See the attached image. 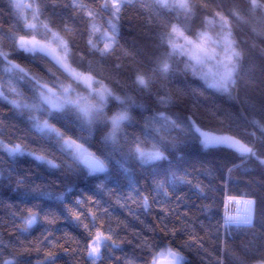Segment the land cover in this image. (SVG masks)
Here are the masks:
<instances>
[{
	"label": "snow or ice",
	"instance_id": "obj_1",
	"mask_svg": "<svg viewBox=\"0 0 264 264\" xmlns=\"http://www.w3.org/2000/svg\"><path fill=\"white\" fill-rule=\"evenodd\" d=\"M94 4L95 0L93 3L68 0L64 5L42 6L39 0H9L7 13L0 9V23L10 22L5 18L12 17L19 25L17 31L7 34L12 41L10 50L0 43V101L10 107L13 119H19L29 132H35L39 139L50 143L64 157L57 162L43 145L31 147L24 137L12 130L13 125L5 122L7 117L0 119V188L17 193L22 191L23 199L35 201L51 196L45 190L46 186L35 182L29 170L21 172L16 167L21 158L29 157L38 168L94 182L91 195L76 184L66 186L65 192L55 197L59 202L58 210L43 208L37 202L31 207L10 211L8 226L24 234L40 222L52 228L63 216L82 229L84 251L91 264L105 258L115 260V264H138V261L140 264H189L182 249L198 244L202 247L203 244L188 223L187 210L193 206L188 202L191 198L188 194L208 199L211 182L203 184L199 176L212 177L215 170L208 168L201 173L192 165V171H189L185 165L190 154L184 149L198 142L205 149L227 148L238 154L242 161L255 159L264 165V105L259 110L251 106L248 115L239 113L240 119L259 132V136L257 131L249 133L252 139L246 140L228 132L207 129L196 111L183 107L182 95L179 92L174 95L163 82L173 72V59L180 57L184 59V71L197 76L204 91L221 99H235L233 93L240 78L242 52L233 38L232 21L251 24L252 32L264 37V0H247L246 8L234 2L227 13L215 11L211 18L205 17L206 30L196 32L194 37L187 35L180 23L169 21L165 24L166 30L158 34L157 45L163 50L152 61L154 67L145 71L136 66L135 61L131 65L137 91L152 93L157 78L161 81L160 87L152 93L153 107L138 104L127 93L118 95L104 79L97 78L99 73L93 74V61H86L84 51L74 39V29L67 22L63 23L62 30L50 27L47 19L42 18L43 13L48 7H61L71 13V19L79 17L85 21L87 54L99 58L97 65L114 57L110 73L114 76L129 70V66L121 62L129 57V53L120 45V22L126 9L138 7L143 10L149 16L146 22H150L153 8L174 13L176 20L181 17L187 20L195 14L197 5L192 0H151V3L149 0H103ZM102 13L108 14L104 21L106 28L99 23L103 19ZM0 31H3L2 27ZM97 32L102 36V47L92 38ZM84 34L80 33L81 36ZM21 53L30 55L33 60L39 56L42 61H47L44 65L47 78L22 67L12 58ZM21 82L28 85L30 95L26 96L18 87ZM81 86L83 92L78 90ZM110 101L119 105L111 116L106 111ZM212 107L215 105H210L209 111ZM173 108L180 111H171ZM134 109H139V119L133 115ZM57 124L61 126L57 127ZM128 127H138L139 132H128ZM92 141L96 143L95 151L91 146H85L91 145ZM138 170L147 173L143 184L138 178ZM230 199L242 204L243 211L238 210L235 215L226 212L222 224L218 221L209 227H214L217 234L222 228L225 238H230L233 229H254L257 225L264 229V214L259 220L255 219L254 200ZM116 205L126 209L136 220H139L135 214L137 209H143L146 214L154 206L158 209V225H145V230L161 235L159 244L143 233L136 236V247L145 251L146 257L124 254L121 259L115 256L117 251L123 253V241L113 227L109 210ZM130 205H136V209ZM181 206L183 212L179 210ZM200 211L210 214L212 206L202 204ZM208 219L211 220L210 215ZM16 221H19L18 225ZM115 224L119 228L123 221L117 219ZM4 226L5 222L0 220V227ZM200 227H204L202 221ZM178 235L187 236V239L175 246ZM261 235L264 237V232ZM42 236L49 244L59 243L52 231L46 229ZM217 239L223 251L225 240L219 235ZM6 249L9 250L7 255ZM27 251L23 245L17 247L0 238V264H23L21 253ZM56 259L53 252H48L42 264H56ZM216 264H224V261L218 258ZM237 264H244V261L237 258ZM259 264H264V260Z\"/></svg>",
	"mask_w": 264,
	"mask_h": 264
},
{
	"label": "trees",
	"instance_id": "obj_2",
	"mask_svg": "<svg viewBox=\"0 0 264 264\" xmlns=\"http://www.w3.org/2000/svg\"><path fill=\"white\" fill-rule=\"evenodd\" d=\"M8 2L9 0H0V9L6 13L8 11ZM39 2L42 3V6H51L64 5L68 3V0H39ZM85 2L93 3V0H85ZM102 2L103 0H95V4ZM149 2L151 3V0ZM192 2L197 7L195 14L187 20H184L183 17L176 20L174 19V13L153 8L150 22H146L149 20V16L143 10L138 7L126 9L125 15L120 22V45L129 53V57L121 61L129 66V70L114 76H110L114 57L106 58L97 65L96 62L99 58L87 54L85 21L79 17L75 20L71 19V13L65 12L61 7L55 9L48 7L44 11L42 18L47 19L49 26L56 30H62L64 22H67L74 29V39L79 49L84 51L86 61H93V74L97 75L99 73L97 78L104 79L105 83H108L118 95L124 96L127 93L133 96L138 104H143L145 107H153L154 96L152 93L157 91L161 81L157 78L152 88V93L137 91L133 84L134 76L131 71V65L135 61L137 62L136 66L141 67L145 71L154 67L152 61L163 50L158 48L157 45L159 44L158 34L166 30L164 25L169 21L180 23L184 27L186 34L194 37L196 32L206 30L205 17L211 18L215 11L227 13L234 2L240 3L245 8L247 7V0H192ZM157 13L159 14L158 16ZM101 15L103 19L99 23L103 28H106L107 25L104 21L107 19L108 14L102 13ZM5 19L10 22L0 23V27L3 28V31H0V43L10 50L12 41L7 38V34L17 31L19 25L12 17H6ZM232 23L233 38L237 43L238 49L242 52L240 78L238 87L233 93L235 99L229 100L227 97L221 99L213 96L211 92L204 91L200 87L202 81L197 76H194L191 71H184V59L180 57L173 59V72L163 83L174 95L177 92L182 95L183 107H191L193 111H196L197 116L207 126V129L228 132L242 139L250 140L252 138L248 134L257 130L240 119L239 113L243 112L248 115L251 111V106H255L259 110L264 105V37L253 33L251 24H239L235 20ZM212 31L215 30L212 29ZM82 32L85 33L83 36L80 35ZM92 38L102 47V39L99 32ZM117 54H119V51ZM12 58L17 63H20L22 67L47 78V72L44 67L47 61H42L39 56L33 60L30 55L21 53L20 55H13ZM53 70L55 71V69ZM117 80L119 84L116 83ZM18 87L26 96L30 95L26 83L21 82ZM213 104L215 107H212L209 111L210 105ZM118 109L119 105L115 101H110L106 111L111 116ZM171 111H180V109L173 108ZM138 112L139 109L133 110V115L137 119H139L137 116ZM5 117L8 118L5 122L13 125L12 130L17 135L24 137L31 147L37 148L43 145L57 158V162L64 159L61 153L52 147L50 143H45L44 140L39 139L35 132H29L25 124L21 123L19 119H13L10 107L5 106V102L0 101V119ZM257 119H259V116H257ZM52 123H55V121H52ZM60 126L57 124V127ZM126 130L128 132H139L138 127H128ZM257 136H259L258 131ZM33 141H36V143H33ZM85 146H91L93 151L96 150L95 141H92L91 145L86 144ZM184 150L190 154V159L185 165L189 171H192V165H195V168L201 173L206 172L208 168L215 170L212 177L199 176L203 184L211 182L212 191L207 192L206 189L208 199H200L191 195V193L188 194L191 197L188 202L193 205L187 210L188 223L193 226L195 234L201 238L203 244L202 247L198 244L193 248L182 249L189 264H216L218 258L222 259L224 264H237V258L243 260L244 264H255L264 260V237L261 235L264 229H261L259 225L254 229H233L230 238H225L222 228L217 234L214 227H209L210 224L215 226L218 221L221 224L223 223L225 201L229 197L254 200L255 219L259 220L261 218L262 214H264V165H261L255 159H244L242 161L238 154H234L232 150L227 148L205 149L198 142L189 145ZM16 167L21 172L29 170L33 174L35 182L46 186L45 190L51 193V196H45L35 201L31 198L23 199L22 191L17 193L6 188H0V220L5 222V226L0 227V238L6 243L11 242L17 247L23 245L24 248L28 249L27 252L21 253L23 264H42L48 252L55 254L57 257L56 264H91V261L87 258V253L84 251L82 229H78L70 221H66L63 216L58 218V223L52 228H48L46 224L40 222L28 232L21 234L8 226L11 219L8 213L10 211H19L24 207H31L33 203L37 202L43 208L51 207L58 210L59 202L55 197L61 192H65L66 186L76 184L83 188L86 194L91 195L94 190V182L83 178L66 177L62 172L46 170L44 167L38 168L36 162L32 161L30 157L21 158ZM146 175L147 173L138 170V178L142 184L145 183L144 176ZM184 191L187 192V189H184ZM202 204L211 205L212 212L207 215L201 212L200 205ZM9 205H12V207L10 208ZM172 206L175 207V202H173ZM130 207L136 209V205H130ZM109 210L112 213L113 227L119 231L120 238L123 241L121 245L123 253L117 251L115 253L116 257L122 259L124 254H135L141 258L146 257V252L136 247V236L138 233L149 236L156 244H159L162 236L153 235L145 230V225H158V209L155 206L147 214L143 209H137L135 214L139 216V220L130 216L126 209L118 205L111 207ZM179 210L183 212V206ZM208 215L211 216V220L208 219ZM117 219L123 221V226L116 227L115 221ZM201 221L204 225L203 228L200 227ZM16 223L18 225L19 221H16ZM46 229L54 232L57 241H59L58 244H49L43 239L42 234L45 233ZM217 235L225 240L223 251L220 250V241L217 239ZM186 239L187 236L178 235L175 246L181 245ZM77 244H79V248H77ZM65 248L68 249L67 252L64 251ZM8 251L7 249L5 250V255L8 254ZM97 264H115V260L105 258L102 262L98 261ZM138 264H140L139 261Z\"/></svg>",
	"mask_w": 264,
	"mask_h": 264
},
{
	"label": "rangeland",
	"instance_id": "obj_3",
	"mask_svg": "<svg viewBox=\"0 0 264 264\" xmlns=\"http://www.w3.org/2000/svg\"><path fill=\"white\" fill-rule=\"evenodd\" d=\"M101 39H102V36H101ZM78 90L83 92V87L81 86V88H79ZM238 210L240 212H242L243 211V205L242 204L238 205L236 203V200L227 198L225 201V213L227 212L230 215H235V214H237ZM255 264H259V262L255 263Z\"/></svg>",
	"mask_w": 264,
	"mask_h": 264
}]
</instances>
